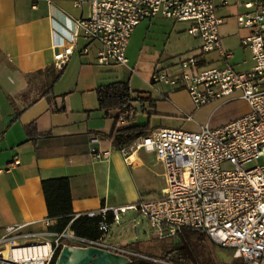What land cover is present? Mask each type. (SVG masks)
Segmentation results:
<instances>
[{
  "label": "built area",
  "instance_id": "built-area-1",
  "mask_svg": "<svg viewBox=\"0 0 264 264\" xmlns=\"http://www.w3.org/2000/svg\"><path fill=\"white\" fill-rule=\"evenodd\" d=\"M73 5H86L88 10L73 20L67 42L58 44L62 50L53 55L56 68L73 53L79 37L88 42L81 54H87L89 45L96 44L97 64L126 65L134 28L161 17L186 23L188 34L200 40L201 51L179 58L176 68H155L150 85L185 90L195 108L218 100L242 99L248 111L218 126L205 124L197 131L160 127L117 147L125 159L138 149L154 153L164 167L163 195L130 206L74 214L60 231L52 229L55 219L49 216L6 226L0 236V264H51L57 249L60 247V252L65 245L101 248L129 262L141 259L152 264H203L196 259L154 256L104 242L118 214L128 209L143 215L152 228L167 230L172 236L184 228L200 230L215 245L232 250L239 264H264V0L245 2L244 10L236 15L238 27L245 31L240 45L252 60L251 67L243 71L235 70L227 62L231 52L221 49L222 18L213 0H74ZM213 50L223 65H203V54ZM156 92L166 97L159 89ZM128 114L130 109L121 112L119 122L124 123ZM101 156L100 151L94 153L95 158ZM253 161L254 166L244 167ZM226 162L232 168H223ZM108 212L112 214L111 223L107 221ZM81 215L100 216L98 238L79 235L70 227Z\"/></svg>",
  "mask_w": 264,
  "mask_h": 264
},
{
  "label": "crops",
  "instance_id": "crops-1",
  "mask_svg": "<svg viewBox=\"0 0 264 264\" xmlns=\"http://www.w3.org/2000/svg\"><path fill=\"white\" fill-rule=\"evenodd\" d=\"M249 1L213 0L222 18L221 49L231 52L227 62L237 71L250 68L252 60L240 45L245 31L231 28L230 22H236V15ZM73 2L0 0V236L6 226L48 216L41 188V181L48 178H68L74 214L161 197L165 188L163 164L153 152L143 149L125 159L109 138L114 127L146 125V133L160 127L197 131L205 124L218 126L248 111L242 99L218 100L195 108L185 90H171L163 84L156 89L166 97L157 92V98L147 93L131 94L134 99L124 123L118 120L119 109H99L97 96L96 105L82 99L79 107L73 105L71 96L53 91L15 98L31 84L34 75L42 74L44 78L46 68L53 64V55L62 50L58 44L67 42L73 20L86 14V5L77 8ZM165 21L172 25L183 23L161 17L143 22L149 25ZM87 44L83 38L77 39L73 53L63 62L64 68L76 61L81 66L95 63L96 44L89 45L87 54L80 52ZM205 54V65H223L217 51L216 58H206ZM179 58H171L166 66L176 68ZM112 64L115 63L108 67ZM204 112L206 122H196L195 116ZM143 113L156 115L160 121H138ZM30 123L41 135L27 136L26 126ZM96 151L101 152L100 158L94 157ZM136 213L128 209L119 213L118 221L113 223L119 224L120 214Z\"/></svg>",
  "mask_w": 264,
  "mask_h": 264
},
{
  "label": "rangeland",
  "instance_id": "rangeland-1",
  "mask_svg": "<svg viewBox=\"0 0 264 264\" xmlns=\"http://www.w3.org/2000/svg\"><path fill=\"white\" fill-rule=\"evenodd\" d=\"M159 20V19H156ZM186 23L171 24L169 21L164 23L145 24L139 23L132 32L130 44L127 48L126 56L128 63L112 64L110 67L99 65L96 62L81 66L79 62L66 65L62 74L53 86L54 94L71 96L75 107L81 105L84 99L88 104L96 105V95L94 87L100 84L112 82H127L131 94L136 96L139 93L150 94L157 98L156 89L161 85L155 84L153 87L149 81L154 67H166L171 58L184 57L197 54L200 50V40L188 34L185 30ZM231 28H238L237 22H230ZM222 35H224L222 33ZM216 51L205 54L206 58H216ZM34 79V80H33ZM31 84L20 93L17 99H22L25 94L29 97H36L41 93L42 74L33 76ZM150 118V122H159L156 115L143 113L138 121L145 122ZM208 116L206 112L195 116L196 122H206ZM255 161L246 164L248 168L254 166ZM223 168H232L226 162ZM143 219V221H141ZM138 227V231H137ZM104 242H112L119 245H127L138 241L143 248V252L165 257V254L183 244L180 235H169L167 230L152 228L147 219L141 214H120L119 224L113 223L109 232L102 239ZM196 254L194 258L203 264H239L240 259L232 257V250L215 245L207 237L197 240ZM205 260L208 262H205Z\"/></svg>",
  "mask_w": 264,
  "mask_h": 264
},
{
  "label": "trees",
  "instance_id": "trees-1",
  "mask_svg": "<svg viewBox=\"0 0 264 264\" xmlns=\"http://www.w3.org/2000/svg\"><path fill=\"white\" fill-rule=\"evenodd\" d=\"M203 65L205 61L202 60ZM201 63V64H202ZM64 69V64L56 68L53 64L48 66L45 70V76L41 81L40 95H47L52 93L53 85L60 77ZM96 96L98 108L107 112L110 109H119L123 112L130 108V102L134 99L131 96V90L127 82H112L100 85L96 88ZM146 125H130L122 127H114L109 135L115 147L126 145L136 137L146 134ZM26 134L29 138H36L41 135L37 132L35 124L30 123L26 126ZM41 188L45 199L47 215L55 219L52 229L60 231L67 226L72 219L74 213L71 205V194L69 187V180L67 177L48 178L41 181ZM100 216L88 217L81 215L76 217L70 224V227L75 233L91 238H98L101 232L98 229ZM107 221L112 222V214L107 213ZM183 239V244L176 249L170 250L165 254L167 258L181 259L184 261L193 260L197 254L193 252L196 250L197 240L206 238V235L200 230L193 228H184L179 234ZM131 248L140 250L141 245L138 241L127 244ZM60 247L55 252V256L51 262L54 264L56 256ZM196 255V256H195ZM205 262H208V260ZM202 263H204L202 261ZM128 264H152L151 262L135 259Z\"/></svg>",
  "mask_w": 264,
  "mask_h": 264
},
{
  "label": "water",
  "instance_id": "water-1",
  "mask_svg": "<svg viewBox=\"0 0 264 264\" xmlns=\"http://www.w3.org/2000/svg\"><path fill=\"white\" fill-rule=\"evenodd\" d=\"M138 231V227H137ZM129 260L113 252L97 247H76L65 245L61 248L55 264H128Z\"/></svg>",
  "mask_w": 264,
  "mask_h": 264
}]
</instances>
